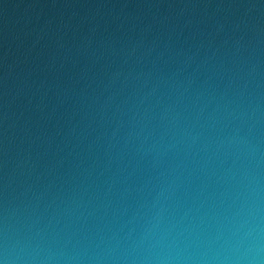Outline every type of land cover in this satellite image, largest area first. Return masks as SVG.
<instances>
[{
    "label": "water",
    "instance_id": "1",
    "mask_svg": "<svg viewBox=\"0 0 264 264\" xmlns=\"http://www.w3.org/2000/svg\"><path fill=\"white\" fill-rule=\"evenodd\" d=\"M257 199L264 0H0V242L213 264Z\"/></svg>",
    "mask_w": 264,
    "mask_h": 264
},
{
    "label": "clouds",
    "instance_id": "2",
    "mask_svg": "<svg viewBox=\"0 0 264 264\" xmlns=\"http://www.w3.org/2000/svg\"><path fill=\"white\" fill-rule=\"evenodd\" d=\"M256 195L258 197V192ZM262 233H264V227L260 223V208L257 199L250 209V223L247 232L239 237L234 246L224 250L222 256L219 253L213 255L211 258L213 264H264V243H261L260 239ZM245 240L250 241L246 247L243 246ZM182 258L179 254L173 255L172 250L168 249L166 253L157 254L154 260H146L143 264H174ZM0 264H30L26 248L19 241L11 240L7 230L0 242Z\"/></svg>",
    "mask_w": 264,
    "mask_h": 264
}]
</instances>
